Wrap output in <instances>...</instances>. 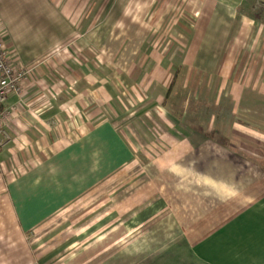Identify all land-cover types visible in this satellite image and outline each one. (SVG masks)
Listing matches in <instances>:
<instances>
[{"label": "crops", "instance_id": "obj_1", "mask_svg": "<svg viewBox=\"0 0 264 264\" xmlns=\"http://www.w3.org/2000/svg\"><path fill=\"white\" fill-rule=\"evenodd\" d=\"M0 39V264H264V0H0Z\"/></svg>", "mask_w": 264, "mask_h": 264}, {"label": "built area", "instance_id": "obj_2", "mask_svg": "<svg viewBox=\"0 0 264 264\" xmlns=\"http://www.w3.org/2000/svg\"><path fill=\"white\" fill-rule=\"evenodd\" d=\"M30 71L28 65L16 63L5 42L0 39V153L12 142L8 124L15 117L17 111V107L7 104L9 94L11 92L22 94Z\"/></svg>", "mask_w": 264, "mask_h": 264}, {"label": "rangeland", "instance_id": "obj_3", "mask_svg": "<svg viewBox=\"0 0 264 264\" xmlns=\"http://www.w3.org/2000/svg\"><path fill=\"white\" fill-rule=\"evenodd\" d=\"M201 87H202V89H201ZM209 89H210L209 82H202V86H200L199 91L200 90L206 91V90H209ZM227 99L230 100V98H227ZM208 104L210 105V107H213L212 106V104H213V99L212 98H193V99H191L190 107H197V106H200V105H208ZM180 105H182V103ZM180 105L178 104V106H180ZM222 105H230V104L228 103V100H225ZM207 108H209V107H207ZM216 120L219 122L218 117L216 118Z\"/></svg>", "mask_w": 264, "mask_h": 264}]
</instances>
